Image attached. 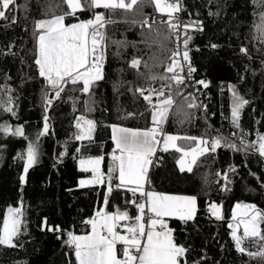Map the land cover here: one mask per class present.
I'll return each instance as SVG.
<instances>
[{
  "label": "trees",
  "instance_id": "trees-1",
  "mask_svg": "<svg viewBox=\"0 0 264 264\" xmlns=\"http://www.w3.org/2000/svg\"><path fill=\"white\" fill-rule=\"evenodd\" d=\"M58 3L59 0H16L17 23L0 21V52L14 53L0 55V85L7 83L14 89L17 106L16 116L0 112V124L23 127L28 137L25 140L0 132V228L9 208L21 207L24 212V234L17 241L22 247L0 245V264H75L72 250L64 243L66 236L58 239L57 233L48 231L42 222L46 218L49 224L59 225L65 232L82 235L89 232V225L84 221L93 218L97 211L105 210L106 184L78 187V180L89 172L79 170L77 161L103 156L101 168L107 181L114 149L111 126L134 130L152 127V109L135 91L137 86L160 89L165 83H172L175 104L164 124L169 134L204 136L209 140L217 135H242L241 129L250 134L251 140L256 138L257 132L264 134V43L258 39L254 27V22L258 23L259 10L253 0H183V21H200L203 27V31L185 28L181 41L183 50V40L187 35L192 36L189 56L196 71L191 79L204 80L209 85L207 88L200 84L195 87L206 106L203 110L187 107L184 98L189 93L184 92L188 87L181 85L183 95L177 96L174 82L145 80L150 73L171 75L166 72L165 63L175 50L177 38L167 24H140L139 21L148 14L156 12L154 4L141 0L133 11L93 10L106 17L110 15L116 21L102 29L108 37L104 79L97 82L90 95L66 89L63 99L53 98V105L45 112L41 91L44 81L33 63L37 44L34 22L46 18L45 12L49 16L52 11L59 14ZM210 12L219 15H209ZM78 15L80 20H86L92 18L93 13L84 11ZM71 22L78 21L71 17L65 21ZM213 44L219 47H211ZM241 46H247L251 59L241 54ZM134 57L141 60L139 70L130 67ZM229 85H236L240 95L249 101L242 109L241 129L232 125ZM153 103H156L155 95ZM81 115L97 124L91 142L75 139L76 122ZM45 116L49 131L37 139V133L43 132ZM29 141L39 145L38 160L21 184ZM193 143L177 141V145L184 148ZM22 154L25 160L19 158ZM182 154L172 148L160 153L159 162L149 170L151 184L146 188L197 197L198 210L193 221L185 224L175 218L166 219L176 242L192 249L189 260H200L206 255L204 264H264V259L249 258L236 250L229 227L232 210L238 203L255 204L264 211V187L261 186L264 183V159L252 152L221 147L214 155L208 152L199 157L188 172L177 166ZM230 167L235 170L230 172ZM224 174L228 176L227 181L223 179ZM257 177L261 181L258 182ZM115 183L118 181L114 180L113 186ZM131 195L124 190L114 191L108 210H128L135 215V206L127 203ZM212 202L221 203L223 219L217 220L209 212L208 206Z\"/></svg>",
  "mask_w": 264,
  "mask_h": 264
},
{
  "label": "snow or ice",
  "instance_id": "snow-or-ice-1",
  "mask_svg": "<svg viewBox=\"0 0 264 264\" xmlns=\"http://www.w3.org/2000/svg\"><path fill=\"white\" fill-rule=\"evenodd\" d=\"M141 0H59L56 5L60 8L59 14L48 12L46 18L34 22V35L36 36V52L33 63L36 66L37 74L44 81L42 87V100L45 105V112L53 105V98L62 100V94L66 89L72 92H81L90 95L97 82L104 79L105 50L107 48L108 37L105 29L108 24L116 21L111 16L97 13L95 9H105L115 12V10L133 11ZM154 4L157 11L166 14L168 19L162 21L167 24L169 31L178 36L177 30L183 25L184 28H193L196 31H203L202 22L190 20L183 21L178 13L184 12L183 0H149ZM259 10L258 23L254 22L258 39L264 43V0H253ZM64 5L66 7H61ZM27 11V6H24ZM16 0H0V21L17 23ZM91 11L92 18L80 20L78 13ZM209 15H219L218 12H210ZM69 17L78 22L65 23ZM143 24H148V20H143ZM4 26H7L4 25ZM149 27H151L149 25ZM187 35V33H185ZM167 38V37H166ZM191 35L183 40V50L172 51L171 62L167 65L166 72L170 76L150 73L145 77L146 81H171L176 85L175 94L183 95L181 85L189 86L187 81L191 80L192 73L196 69L192 66L189 56V41ZM122 44L123 42L113 41ZM216 48L219 45L213 44ZM241 54L251 59L247 46H241ZM0 55H14V53L0 52ZM181 57V59H177ZM141 60L133 58L130 67L139 70ZM187 68L186 75H183ZM145 67L147 64L145 63ZM143 76V73H140ZM11 79V77H6ZM241 79H243L241 77ZM196 84L207 88L209 85L204 80L195 81ZM71 85L73 87L68 88ZM79 85V87H77ZM232 92L231 118L232 125L241 129L240 118L242 109L249 104L237 90L236 85H229ZM167 89V91H165ZM136 92L148 102L151 111L152 127L145 130H133L125 127L111 126L114 149L111 153V164L107 170V181L105 173L100 170V165L104 160L103 156L81 159L80 165L83 171H91L92 179L81 181V186L106 184L107 195L103 198L105 210L97 211L94 218L84 221L91 228L89 234L76 235L72 231H67L59 225H51L45 218L42 222L48 231L57 233V238L66 236L64 243L70 248L75 256V264H204L207 257L200 260L191 261L189 255L192 249L189 246L176 242L173 229L169 228L165 218H175L183 223L193 221L197 214V197L187 195H168L156 192L146 185L151 184L149 170L153 165V157L158 146L162 145L163 151L169 148L182 152L183 157H191L189 161L181 158L179 161L180 170L192 171V166L196 164L199 157L208 152H216L221 147L237 152H256L264 158V134L256 133L255 140H248L247 133L240 136L238 146L229 138L217 135L211 140L204 136H179L172 135L165 131L164 124L168 120L175 100L173 98L172 83H165L160 89L150 86H137ZM14 89L7 83L0 85V112L16 116V97L13 96ZM153 95L156 96V103H153ZM162 98V99H161ZM188 108H197L195 96L189 93L185 96ZM86 107L88 102L85 101ZM206 107V106H205ZM88 107V111H91ZM182 110V109H181ZM132 115V114H129ZM187 116L188 114L185 113ZM43 132L37 133V139L47 134L49 131L48 117L45 116ZM96 122L81 115L77 118L76 128L78 132L75 139L79 141L93 140V133L96 129ZM0 132L21 137L28 140L23 127L13 128L7 123L0 124ZM207 133H205V136ZM235 135V133H233ZM178 140L194 142L189 148L177 145ZM39 145L37 142L29 141L27 144L26 160L22 154L19 158L25 160L21 182L25 181L29 169L37 163ZM79 151V149H77ZM235 169L230 167L229 171ZM219 175V173H218ZM255 175V173H252ZM223 179L228 180L227 174ZM258 182L261 181L257 177ZM118 181L113 186V181ZM264 187V183H261ZM124 190L130 192L131 199L127 201L135 206V215L128 210L110 211L111 196L114 191ZM137 193L139 196H137ZM237 210L233 212L234 223L229 224L232 229V239L235 248L241 254H246L249 258L260 257L264 259V211L257 208L255 204H237ZM211 214L217 219H223L221 208L216 204L210 205ZM24 212L21 207L9 208L7 216L3 219V227L0 228V245L16 248L18 237L22 234ZM124 222V223H121ZM243 227L242 234H238ZM118 229H122L123 232ZM43 230V229H42ZM247 241V244L245 243ZM118 245L121 246L118 248ZM251 249H256L252 251Z\"/></svg>",
  "mask_w": 264,
  "mask_h": 264
},
{
  "label": "built area",
  "instance_id": "built-area-1",
  "mask_svg": "<svg viewBox=\"0 0 264 264\" xmlns=\"http://www.w3.org/2000/svg\"><path fill=\"white\" fill-rule=\"evenodd\" d=\"M178 15L180 16V18L182 19V17H181V14L180 13H178ZM168 19V17L166 16V14H162V13H150V14H148L144 19H142V20H140L139 22H140V24L142 23V21L143 20H148V23H155V24H158V23H162V21H166ZM183 30H184V27H183V25L177 30V32H178V36L177 35H175L176 37H177V42H176V44H175V46H174V49L175 50H177V49H179V50H181V52H182V42H181V39H182V35H183ZM171 55L172 54H170L169 56H168V58H167V60H166V67H167V65L171 62V60H170V57H171ZM177 59H181V57H177ZM186 73H187V68H186V66H185V70H184V73H182L183 75H186ZM195 81L194 80H190V81H187V83H188V85L189 86H187L188 88H187V90L184 92V94L185 93H192L194 96H195V100H196V102H197V104L199 105V107H200V109H204V102H203V99L201 98V96L199 95V94H197V92H196V89H195V87H196V85H195V87H193V86H191L193 83H194ZM248 135H247V139L248 140H251L249 137H250V134L249 133H247ZM240 136L241 135H239V136H227L230 140H232L234 143H236L237 145H240ZM253 140H255V139H253ZM163 151H162V149H160V148H158L157 149V152H156V154H155V156L153 157V165L154 164H156V163H158L159 162V160H160V153H162ZM212 153V155H214V152H211ZM252 153H255V154H257L256 152H252ZM134 206V205H133ZM230 223H232V220H229V224ZM246 244H247V241L245 242Z\"/></svg>",
  "mask_w": 264,
  "mask_h": 264
},
{
  "label": "rangeland",
  "instance_id": "rangeland-1",
  "mask_svg": "<svg viewBox=\"0 0 264 264\" xmlns=\"http://www.w3.org/2000/svg\"><path fill=\"white\" fill-rule=\"evenodd\" d=\"M155 7V6H154ZM155 11H156V9H154ZM159 12V11H158ZM173 135V134H172ZM160 147V149H162V145L161 146H159ZM91 158H96V157H91ZM181 158H184L185 159V161H186V163H187V161H189L190 159H191V157H183V154L181 155V157L178 159V162H177V166H178V168L180 169V164H179V161H180V159ZM85 160H87V159H89V158H84ZM264 159V158H263ZM80 160L81 159H79L78 161H77V166H78V169L79 170H81V171H83L82 169H81V165H80ZM100 170L102 171V168H101V165H100ZM87 172H89V175H87V176H84V177H81L79 180H78V187H82L81 186V181L83 180V181H88V180H91L92 179V173H91V171H87ZM97 185H100V184H97ZM88 186H94V185H86V186H83V187H88ZM237 205V204H236ZM236 205L234 206V208H233V210H232V214H233V212H236V211H242V210H237L236 209ZM99 211H103V209H101V210H99ZM209 212H210V206H209ZM211 213V212H210ZM7 214H8V210H7V212H6V214H5V217L7 216ZM96 216V213H95V215H94V217ZM4 217V218H5ZM93 217V218H94ZM232 220V223H234V221H233V218L231 219ZM232 223H230V224H232ZM2 227H3V225H2ZM242 232H243V227L241 226V228L239 229V232H238V234H242ZM252 251H256V250H254V249H251Z\"/></svg>",
  "mask_w": 264,
  "mask_h": 264
},
{
  "label": "crops",
  "instance_id": "crops-1",
  "mask_svg": "<svg viewBox=\"0 0 264 264\" xmlns=\"http://www.w3.org/2000/svg\"><path fill=\"white\" fill-rule=\"evenodd\" d=\"M156 9V8H155ZM156 13H160V12H158L157 10H156ZM119 127V126H118ZM134 130V129H133ZM111 135H112V128H111ZM113 141V140H112ZM113 145H114V142H113ZM114 147H115V145H114ZM158 148H160L159 146H158ZM157 148V149H158ZM163 151V150H162ZM259 155V154H258ZM151 168V167H150ZM157 192V191H156ZM159 193H163V192H159ZM163 194H168V195H181V194H172V193H163ZM137 196H139V194L137 193ZM187 196H191V195H187ZM211 204H216L218 207H220L221 208V212H222V205H221V203H219V202H212ZM211 204H209V206L211 205ZM209 206H208V209H209ZM167 218H169V217H166L165 218V220L167 219ZM90 231H91V228H90V226H89V232L88 233H86V234H89L90 233ZM82 235H85V234H82Z\"/></svg>",
  "mask_w": 264,
  "mask_h": 264
},
{
  "label": "bare ground",
  "instance_id": "bare-ground-1",
  "mask_svg": "<svg viewBox=\"0 0 264 264\" xmlns=\"http://www.w3.org/2000/svg\"><path fill=\"white\" fill-rule=\"evenodd\" d=\"M154 13H156V12H154ZM181 14V13H180ZM181 17H182V15H181ZM183 20V19H182ZM158 24H165V23H158ZM185 29V28H184ZM177 38V37H176ZM181 41H182V39H181ZM254 250H256V249H254Z\"/></svg>",
  "mask_w": 264,
  "mask_h": 264
},
{
  "label": "water",
  "instance_id": "water-1",
  "mask_svg": "<svg viewBox=\"0 0 264 264\" xmlns=\"http://www.w3.org/2000/svg\"><path fill=\"white\" fill-rule=\"evenodd\" d=\"M23 174H24V173H23ZM23 174H22V175H23ZM24 182H25V181H24ZM24 182H23V183L21 182V184H24Z\"/></svg>",
  "mask_w": 264,
  "mask_h": 264
}]
</instances>
